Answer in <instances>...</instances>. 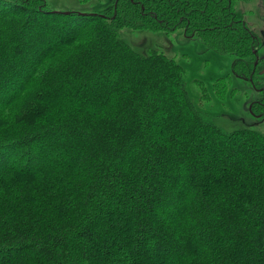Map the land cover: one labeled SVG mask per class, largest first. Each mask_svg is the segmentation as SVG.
<instances>
[{"label": "trees", "instance_id": "obj_1", "mask_svg": "<svg viewBox=\"0 0 264 264\" xmlns=\"http://www.w3.org/2000/svg\"><path fill=\"white\" fill-rule=\"evenodd\" d=\"M235 3L0 0V264H264V134L219 125L181 63L119 37L180 28L234 55L225 99L258 70Z\"/></svg>", "mask_w": 264, "mask_h": 264}, {"label": "rangeland", "instance_id": "obj_2", "mask_svg": "<svg viewBox=\"0 0 264 264\" xmlns=\"http://www.w3.org/2000/svg\"><path fill=\"white\" fill-rule=\"evenodd\" d=\"M114 1L47 0V3L58 11L106 14ZM235 6L259 38L254 48L259 51L258 70L253 83L232 75L229 82L231 94L225 99L214 95L213 83L219 76L232 72L234 55L217 53L207 48L199 38L187 37L180 28L168 31L125 26L121 28L119 37L142 53L161 50L181 63L191 99L198 108L214 115L219 125L225 129L250 126L264 134V113H260L263 110L256 103L264 96L259 90L264 85V0H236Z\"/></svg>", "mask_w": 264, "mask_h": 264}, {"label": "flooded vegetation", "instance_id": "obj_3", "mask_svg": "<svg viewBox=\"0 0 264 264\" xmlns=\"http://www.w3.org/2000/svg\"><path fill=\"white\" fill-rule=\"evenodd\" d=\"M259 53V51L257 50V49H254V54H255V57H256V61H255V66L257 65V63H258V60H259V56L257 55ZM262 88H264V85L263 86H261L260 88H259V90H260V92H262L263 90H262ZM259 101V100H258ZM257 101V102H258ZM256 102V103H257ZM260 103H262L263 105H264V103H263V101H261L260 100ZM258 104V103H257ZM259 107H261L260 105H259ZM260 110H263L262 112H260L261 114H263L264 113V108L263 109H260Z\"/></svg>", "mask_w": 264, "mask_h": 264}, {"label": "water", "instance_id": "obj_4", "mask_svg": "<svg viewBox=\"0 0 264 264\" xmlns=\"http://www.w3.org/2000/svg\"><path fill=\"white\" fill-rule=\"evenodd\" d=\"M64 12L69 13V11H64Z\"/></svg>", "mask_w": 264, "mask_h": 264}, {"label": "bare ground", "instance_id": "obj_5", "mask_svg": "<svg viewBox=\"0 0 264 264\" xmlns=\"http://www.w3.org/2000/svg\"><path fill=\"white\" fill-rule=\"evenodd\" d=\"M213 93H215V94H216V92H215V91H214ZM215 94H214V95H215Z\"/></svg>", "mask_w": 264, "mask_h": 264}]
</instances>
